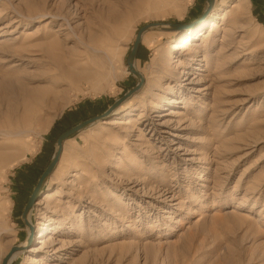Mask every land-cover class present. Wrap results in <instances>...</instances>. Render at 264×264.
Returning <instances> with one entry per match:
<instances>
[{
	"label": "rangeland",
	"instance_id": "obj_1",
	"mask_svg": "<svg viewBox=\"0 0 264 264\" xmlns=\"http://www.w3.org/2000/svg\"><path fill=\"white\" fill-rule=\"evenodd\" d=\"M214 4L179 49L177 33L142 36V88L63 143L29 213L33 239L9 264H264V0ZM206 8L0 0V264L29 238L21 214L57 139L136 85L137 32Z\"/></svg>",
	"mask_w": 264,
	"mask_h": 264
},
{
	"label": "water",
	"instance_id": "obj_2",
	"mask_svg": "<svg viewBox=\"0 0 264 264\" xmlns=\"http://www.w3.org/2000/svg\"><path fill=\"white\" fill-rule=\"evenodd\" d=\"M215 0H206L207 8L204 10L202 15L192 23H168V24H161V23H151L147 24L146 26L142 27L136 34L133 46L130 50V53L128 55L127 59V68L128 72L132 74V76L137 78V83L136 85L131 88L129 91L126 92V94L121 97L120 99L116 100L113 105H111L105 113L96 115L95 117H92L90 119H87L79 125H76L64 133L57 139L56 141V151L53 154L50 162L48 163L47 167L45 168V171L42 173V175L39 177L38 181L36 182V186L33 189L32 193L29 196L28 202L21 214V219H23L25 226L29 230V238L27 240L28 246L30 245L32 239H33V231L34 228L30 221L28 220L29 213L33 209L34 205L38 202L39 196L43 193V188L45 186V182L47 178L54 172V170L57 167V164L60 160V157L62 155V150H63V143L68 140L69 138L75 136L78 134L80 131H83L84 129H87L88 127L95 125L96 122L99 121H104L114 115L116 110H118L124 103H126L128 100L131 99V97L138 92L143 84H144V77L136 70L135 68V61H136V56L138 53V50L142 44V36L150 30H158L161 32H173V33H181L184 31H188L189 29L198 26L200 23H202L210 13L214 10L215 7ZM24 247L20 246H14L9 250L7 255L3 258L1 264H8L9 261L12 259L13 255L15 253H21L24 251Z\"/></svg>",
	"mask_w": 264,
	"mask_h": 264
},
{
	"label": "bare ground",
	"instance_id": "obj_3",
	"mask_svg": "<svg viewBox=\"0 0 264 264\" xmlns=\"http://www.w3.org/2000/svg\"><path fill=\"white\" fill-rule=\"evenodd\" d=\"M211 14V13H210ZM208 15V17L204 20V22H202V24L200 25V26H198V28L196 27V28H194V29H191V30H189V31H187L186 33H188V35L190 36V35H192L193 33H195V32H198L199 31V29H201V28H203V27H205V26H207V25H209L212 21V19H213V16L212 15ZM182 33V32H181ZM181 33H177V34H175V35H173V40H175L174 41V44H173V47H171V49H179V45L177 44V42L178 41H180L179 40V37H180V34ZM186 35V34H185ZM189 41H193V40H191V39H188L186 42H189ZM94 46V45H93ZM98 46V45H97ZM99 47V46H98ZM94 51H97L95 48H94ZM165 57V56H164ZM166 64L167 65H169V57H166ZM84 70H86V69H84ZM83 69L80 71V72H76L77 73V76L75 75V77H78L79 79H83V80H85V81H87L88 79H90V75L91 74H88V73H90L89 71L88 72H86V71H84ZM182 74H183V72H182ZM77 78V79H78ZM76 79V78H75ZM35 94V93H34ZM40 95V94H42V92L41 93H37V95ZM32 95V94H31ZM38 95V96H39ZM44 95V94H43ZM37 96V97H38ZM44 97V96H43ZM34 98V97H33ZM40 100V99H39ZM33 101H36V99L35 100H33ZM41 101V100H40ZM36 103H37V101H36ZM38 103H39V101H38ZM37 103V104H38ZM41 103V102H40ZM42 105H43V103H41ZM25 106H29V105H25ZM24 106V107H25ZM26 108L27 107H25V110H26ZM31 107H29L28 108V112H26V114L27 113H29L30 111H29V109H30ZM24 110V109H23ZM27 111V110H26ZM33 111V110H32ZM35 111V110H34ZM32 114H34V113H32ZM30 115V114H29ZM28 116V115H27ZM32 116V115H31ZM30 117V116H29ZM11 125H13L12 123H11ZM47 196H49L47 193L45 194V197H44V199L47 197ZM39 204V203H38ZM28 220L30 221V218L28 217ZM40 237H39V239H43V238H45V235L44 234H40L39 235ZM42 244L45 242H42V241H40ZM44 246H45V244H43ZM42 245V246H43ZM20 247H24L25 249L28 247V244H27V241H26V243L25 244H23V245H21ZM33 249H30L28 252L30 253L31 251H32ZM18 254H20V252L19 253H15L14 255H13V257H12V259L9 261V263H12L15 259H16V257H18ZM8 263V264H9Z\"/></svg>",
	"mask_w": 264,
	"mask_h": 264
}]
</instances>
